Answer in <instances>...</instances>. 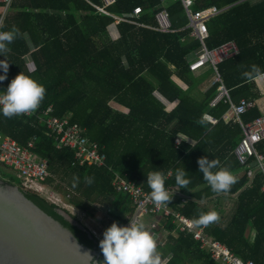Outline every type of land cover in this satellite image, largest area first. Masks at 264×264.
I'll return each instance as SVG.
<instances>
[{
  "label": "trees",
  "instance_id": "16d2710c",
  "mask_svg": "<svg viewBox=\"0 0 264 264\" xmlns=\"http://www.w3.org/2000/svg\"><path fill=\"white\" fill-rule=\"evenodd\" d=\"M159 3L114 0L105 7L107 13H100L95 6H103L102 0H12L3 31L15 27L19 33L0 56L8 61L0 90L18 72L42 84L45 93L38 109L51 105L55 116L68 117L70 123L84 128L86 137L102 146L106 166L74 164L73 153L56 148L35 117L0 115V131L22 146L35 137L32 151L47 160L53 176L48 182L53 183L59 176L67 181L64 185L75 194L69 204L90 217L94 215L90 205L105 208V228L113 221L125 224L133 214L129 197L112 186L115 174L150 192L145 179L150 171L163 172L165 187L171 189L177 188L176 169L184 167L189 183L177 189L188 200L179 205L180 199L174 195L172 207L233 254L264 264L263 177L257 172L247 184L242 172L227 192L220 193L213 192L203 179L196 162L200 156L218 159L220 166L234 176L243 171L233 152L242 131L227 101L209 106L216 85L207 89L200 100L191 95L198 78L189 70L187 57L196 53L200 44L189 36V29H181L187 18L179 0H169L167 6L174 32L153 30ZM209 6L227 8L207 21L206 47L211 49L232 40L239 49L237 55L218 66L230 100L234 104L240 100L253 102L258 96L253 79L258 75L252 69L264 73V0H194L192 10ZM135 7L141 8L136 21L144 26L119 21V37L112 40L109 27L116 17L131 13ZM154 92L177 104L166 111ZM115 103L126 112L114 108ZM226 113L230 116L228 122L223 120ZM205 114L216 122L207 121ZM259 115L253 106L240 115V121L245 124ZM257 149L264 155V141ZM87 177L92 178L91 183ZM0 184L18 185L29 200L68 228L80 243L98 250V261L103 259L97 238L87 228L71 224L55 204L35 191L25 190L9 170L0 169ZM229 200L233 204L226 212L225 202ZM212 210L218 216L215 221L206 225L194 222L201 212ZM147 217L154 222L155 233L167 232L164 244L156 245L159 260L171 254L166 264H217L190 233L171 235L175 229L171 218ZM248 229L255 231L252 240L246 235Z\"/></svg>",
  "mask_w": 264,
  "mask_h": 264
},
{
  "label": "built area",
  "instance_id": "2783aa9c",
  "mask_svg": "<svg viewBox=\"0 0 264 264\" xmlns=\"http://www.w3.org/2000/svg\"><path fill=\"white\" fill-rule=\"evenodd\" d=\"M102 1L103 6H95V8L100 13H107L105 7L114 3V0ZM179 1L187 18V24L182 29H189V36L200 44L197 52L193 53L194 55L189 61L188 68L191 72H196L206 67L210 70L213 77L211 86L216 85V94L210 100L209 106L214 107L220 101L229 103L230 109L234 113L242 131L241 139L234 148V155L243 167V172L248 179L247 184H250L255 174L259 172L263 177L262 189H264V155L260 154L257 149V145L264 141V112L251 122L242 123L240 115L253 107L254 102L240 100L239 103L234 104L230 100L229 91L224 86L218 71L219 64L238 54V46L232 40L211 49L205 45V40L208 37L207 21L224 12L227 7L217 8L216 6H209L193 11L194 0ZM168 2L169 0H160L157 11L154 14L155 26L151 27L155 31L162 33L174 32L167 11ZM11 3L12 0H0V32H3L5 16ZM140 13L141 8L135 7L131 13L123 14L121 17H116V19L118 22L123 21L137 26H144L136 21ZM14 116L19 118L35 117L37 122L44 126L45 135L53 139L56 148H67L73 153L74 164L80 166L84 164H91L97 167L106 166V154L102 146L86 137L85 129L78 124L70 123L68 117L60 118L55 116L51 105L42 110L37 107L31 112ZM34 140L35 137H32L26 145L22 146L13 138L4 136L0 131V169L9 170L19 180L25 190L35 191L46 200L58 205L60 197L47 185L48 180L53 178L48 169V162L32 151ZM175 145L178 146L179 141H176ZM112 186L116 192L123 193L129 197L130 204L133 207V214L128 221L142 222L143 218L149 215L169 217L175 225V229L170 232L171 235L176 236L178 232L190 233L192 238L200 244V248L204 249L217 264H254L252 260H243L233 254L224 244L207 235L192 220L174 209L172 207V196L179 197V205L186 203L188 200L185 195L179 193L177 188L167 189L172 193L171 199L167 203L161 204L154 202L150 198V192L145 191L142 186L122 178L118 174H115ZM127 224L128 222L121 225L127 226ZM154 227L155 224L150 223L146 226V230H153ZM91 233L97 240L102 238L94 231H91Z\"/></svg>",
  "mask_w": 264,
  "mask_h": 264
},
{
  "label": "clouds",
  "instance_id": "9594fccd",
  "mask_svg": "<svg viewBox=\"0 0 264 264\" xmlns=\"http://www.w3.org/2000/svg\"><path fill=\"white\" fill-rule=\"evenodd\" d=\"M19 30L13 27L10 30L0 32V56H3L9 49L13 39L18 35ZM8 61L0 59V82L6 79ZM258 76V68H253ZM246 72L245 75L251 76ZM45 93L44 86L32 77L18 72L7 84L4 90H0V115L12 117L13 115L28 113L35 110ZM203 123V121H200ZM198 170L202 173L203 179L208 183L211 190L216 193L227 192L230 186L235 183L236 177L232 172L220 166L218 159H209L207 156L197 158ZM187 171L184 167L177 168L175 181L177 188H186L189 183ZM150 188V198L156 202L165 204L172 196L165 187V175L161 171H150L145 177ZM88 183L92 182L87 177ZM218 218L216 211L201 212L194 221L197 224H208ZM98 246L103 259L96 260L88 252L92 264H158L159 253L156 249L153 235L146 230L142 222L135 220L128 221L127 226L118 225L113 221L102 232V239Z\"/></svg>",
  "mask_w": 264,
  "mask_h": 264
},
{
  "label": "water",
  "instance_id": "95a60500",
  "mask_svg": "<svg viewBox=\"0 0 264 264\" xmlns=\"http://www.w3.org/2000/svg\"><path fill=\"white\" fill-rule=\"evenodd\" d=\"M59 213L71 224L85 229L78 220L60 210ZM152 235L155 240L156 234ZM85 251L98 260V250L80 243L18 186L0 184V264H92ZM170 257L171 254L167 255L158 264H166Z\"/></svg>",
  "mask_w": 264,
  "mask_h": 264
},
{
  "label": "crops",
  "instance_id": "0c3cea01",
  "mask_svg": "<svg viewBox=\"0 0 264 264\" xmlns=\"http://www.w3.org/2000/svg\"><path fill=\"white\" fill-rule=\"evenodd\" d=\"M118 23V21H116L112 26L109 27V32H110V37L112 38V40H115L119 37L117 28H116V24ZM182 29V28H181ZM194 54L189 55L187 57V61L189 62L190 59L193 57ZM27 62L29 60V58H26ZM193 74V76L195 78H198V81L195 83V87L191 90V95L194 96L196 99H202L203 94L206 92L207 89H209L211 87V82H212V74L210 72V70L206 67L202 70H198L196 72H191ZM254 82V86H255V90H257L258 92V96L256 97V99L253 101L254 102V106L257 107V109L259 110L260 114L264 112V75H259L257 77H255L253 79ZM179 85L186 89L187 86L182 83L179 82ZM154 96L162 102V104H164V106L166 107V111H170L176 104L175 103H169L167 100H165L158 92H154ZM114 108L121 110V111H125L126 109L122 108L120 105H117L116 103L113 104ZM204 118L211 122L212 124H214L216 122V119L210 117L209 115L205 114ZM213 120H215V122H213ZM223 120L225 122H228L230 120V116L226 113L223 115ZM243 171H240L239 173H237L235 175L236 180H238L241 177ZM235 180V181H236ZM48 187L53 190L54 192L58 193V188L53 186L52 183L47 182ZM175 196H172V198H174ZM234 198V197H233ZM233 204V200H229L227 202H225V208H227L226 212L231 209ZM209 208H211V204H206ZM75 208V207H74ZM78 210V209H77ZM86 216V215H85ZM87 218H89V221L87 220V222H90V220H93L92 217H89L87 215ZM94 221V220H93ZM143 222V221H142ZM144 223V222H143ZM150 223H154V222H149L147 225H144L145 228L146 226H148ZM86 226V225H85ZM88 226V225H87ZM86 226V227H87ZM88 228V227H87ZM91 231H94L93 229H91ZM151 234L155 233L153 230H148ZM97 234V233H96ZM102 236V233H100ZM156 234V239H155V244L157 243V241L160 239L161 235L163 234V236H167V233L165 231H161L160 233H155ZM246 235L252 240L254 238L255 235V231L252 229H248L246 231Z\"/></svg>",
  "mask_w": 264,
  "mask_h": 264
},
{
  "label": "rangeland",
  "instance_id": "374dc122",
  "mask_svg": "<svg viewBox=\"0 0 264 264\" xmlns=\"http://www.w3.org/2000/svg\"><path fill=\"white\" fill-rule=\"evenodd\" d=\"M51 182H53L52 183L53 186L58 188L59 194H57V195L60 197V202L56 206L60 209V211H62V213L67 212L68 214L75 216L76 219L79 222H81L82 225H84V226L88 225L87 226L88 228L86 226H85V228H87L89 230V232H91V229H93L94 232L97 233V235L100 237L101 236L100 233L103 232V230L105 229V225L108 222V216L106 215L107 214L106 209L99 207L96 204L90 205V207L93 208L92 212H94L93 213L94 215L92 216V219L94 221L90 220V222H87V220L89 221V218H87V214L81 212L80 210H77L71 204H69L68 200L75 198V194L72 192L71 189L67 188V186L64 185L63 182H67V181L62 180V178L59 176V177H56V179H54V181H51ZM16 186H18V185H16ZM64 193L65 194L67 193V194L64 195ZM90 207H89V210H91ZM67 213H65V214H67ZM142 221L144 222V225H147L150 222L148 217H144ZM166 238L167 237L163 236V234H162L160 239L157 241L156 245L157 244H164V242L166 241Z\"/></svg>",
  "mask_w": 264,
  "mask_h": 264
}]
</instances>
